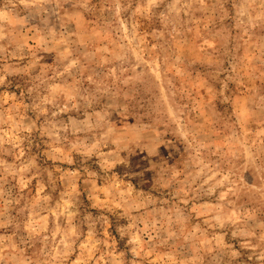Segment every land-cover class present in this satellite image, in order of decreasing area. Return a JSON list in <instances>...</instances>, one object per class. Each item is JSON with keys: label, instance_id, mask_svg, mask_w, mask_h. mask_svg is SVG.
I'll list each match as a JSON object with an SVG mask.
<instances>
[{"label": "rangeland", "instance_id": "374dc122", "mask_svg": "<svg viewBox=\"0 0 264 264\" xmlns=\"http://www.w3.org/2000/svg\"><path fill=\"white\" fill-rule=\"evenodd\" d=\"M0 264H264V0H0Z\"/></svg>", "mask_w": 264, "mask_h": 264}]
</instances>
